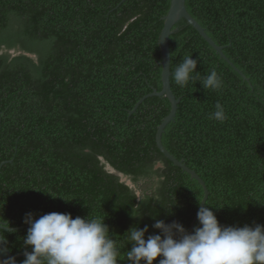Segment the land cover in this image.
I'll use <instances>...</instances> for the list:
<instances>
[{
	"label": "trees",
	"instance_id": "16d2710c",
	"mask_svg": "<svg viewBox=\"0 0 264 264\" xmlns=\"http://www.w3.org/2000/svg\"><path fill=\"white\" fill-rule=\"evenodd\" d=\"M122 1L0 0V217L15 229L2 232L15 255L29 212L105 219L118 264H129L134 226H149L145 238L160 234L156 219L198 226L204 188L157 147L169 100L147 98L131 113L162 90L171 0ZM186 4L249 80L180 21L171 71L192 55L199 78L180 87L171 77L180 103L163 144L206 183L205 205L222 226L264 225V0ZM213 69L223 86L205 90L199 82ZM217 102L223 122L209 118Z\"/></svg>",
	"mask_w": 264,
	"mask_h": 264
},
{
	"label": "clouds",
	"instance_id": "9594fccd",
	"mask_svg": "<svg viewBox=\"0 0 264 264\" xmlns=\"http://www.w3.org/2000/svg\"><path fill=\"white\" fill-rule=\"evenodd\" d=\"M197 60L185 56L170 76L176 85L185 87L199 78ZM205 90H220L222 78L213 69L199 82ZM210 119L223 122L225 110L219 102ZM206 205L197 212L198 226L189 232L173 221L156 219L152 228L160 234L148 235L149 226L132 227L125 236L131 248L129 264H264V225L222 226ZM105 219L73 218L70 213L51 212L40 215L29 212L23 223L28 225L23 238L24 259L20 264H118L119 249ZM15 231L0 217V232ZM3 239L0 238V241ZM31 249V251H28ZM2 264H17L14 257Z\"/></svg>",
	"mask_w": 264,
	"mask_h": 264
},
{
	"label": "water",
	"instance_id": "95a60500",
	"mask_svg": "<svg viewBox=\"0 0 264 264\" xmlns=\"http://www.w3.org/2000/svg\"><path fill=\"white\" fill-rule=\"evenodd\" d=\"M126 0H123L118 7L121 6L122 3H124ZM117 7V8H118ZM164 20V27L161 33L160 37V47H161V53H162V61L160 62V65L162 67V90H154L153 93L145 96L142 98L138 104L135 106L134 110L131 111V113H134L137 108L142 104L147 98L150 97H159L163 98L166 97L170 104H171V111L170 114L163 120L162 124L158 128V132L156 135V142H157V147L161 151V153L169 159L171 162H173L176 166L180 167L184 172L189 173L193 179L197 180L202 187L204 188L205 191V199L202 203V206L205 205V202L209 196V190L206 186V183L202 180V178L192 169H190L183 160H178L175 158L164 146L162 137L163 134L165 133L166 128L175 121V118L177 116L178 112V106L180 103V99H178L173 90H172V85H171V76L170 73L171 71V64H172V55H171V47H170V39L171 36L176 32L174 27L182 20H186L187 23L191 26H193L203 37L206 42L209 43L211 47H213L216 52L225 60L227 61L234 69L241 75L243 76L246 80H249L241 70H239L225 55L224 53V47L219 46L216 44V42L208 35L206 32V29L189 13L187 9V4L186 0H171V7L168 12V14L163 18ZM109 170V169H108ZM113 170V169H112ZM112 174L121 177V173L118 171H111ZM0 174H1V167H0ZM26 228L22 227L21 229ZM8 231V230H5ZM0 238L3 240L0 241V264L5 259H8L9 257H14L17 261V264H19L18 260L25 258L23 254H18L15 255L13 254L10 249L7 247L6 242L4 240L2 232H0Z\"/></svg>",
	"mask_w": 264,
	"mask_h": 264
},
{
	"label": "rangeland",
	"instance_id": "374dc122",
	"mask_svg": "<svg viewBox=\"0 0 264 264\" xmlns=\"http://www.w3.org/2000/svg\"><path fill=\"white\" fill-rule=\"evenodd\" d=\"M108 169H109L110 171H113L110 167H108ZM120 178L122 179L123 182L129 184L132 188H135V185L132 183L131 179L125 177L124 175H121Z\"/></svg>",
	"mask_w": 264,
	"mask_h": 264
}]
</instances>
